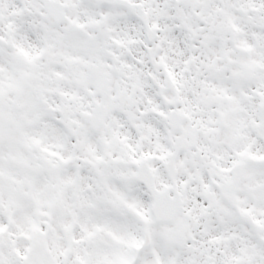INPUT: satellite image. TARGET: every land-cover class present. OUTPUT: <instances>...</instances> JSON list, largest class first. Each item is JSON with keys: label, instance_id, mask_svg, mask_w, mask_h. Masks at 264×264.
Listing matches in <instances>:
<instances>
[{"label": "snow or ice", "instance_id": "obj_1", "mask_svg": "<svg viewBox=\"0 0 264 264\" xmlns=\"http://www.w3.org/2000/svg\"><path fill=\"white\" fill-rule=\"evenodd\" d=\"M0 264H264V0H0Z\"/></svg>", "mask_w": 264, "mask_h": 264}]
</instances>
